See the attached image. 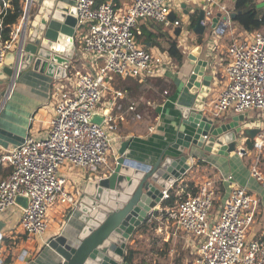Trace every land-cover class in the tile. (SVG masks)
<instances>
[{
	"label": "built area",
	"instance_id": "2783aa9c",
	"mask_svg": "<svg viewBox=\"0 0 264 264\" xmlns=\"http://www.w3.org/2000/svg\"><path fill=\"white\" fill-rule=\"evenodd\" d=\"M31 1L25 0L26 9ZM197 1L204 10L202 23L207 28L212 24L217 1ZM2 3L0 14L7 8V2ZM218 9L222 15L216 33L232 37L231 13L224 6ZM25 12L9 39L3 41L0 38V66L6 54L20 44ZM172 14H183L179 0H131L126 9L119 11L111 1L96 5V0H77L76 27L87 28L81 44L83 55L103 60L102 65L96 67L95 72L77 75L72 92L53 83L55 108L48 134L41 138L28 134L20 145L5 150L0 156V165L11 168V172L0 180V214L19 207L22 211L19 228L28 240L40 239L47 233L49 211L57 202L69 207L68 219L77 207L79 196L73 194L75 182L61 175L63 167L83 170L96 178L99 169L107 164L115 139L113 134L117 131L116 119L109 110H105L99 125L91 123L90 119L105 94H115L114 99L122 97V93L114 89L113 77L142 81L164 74L165 56L137 43L138 23L153 21L166 28H178L181 31L178 42L185 46L182 39L187 32L183 22L172 19ZM208 49L209 67L215 74V44ZM225 57L224 83L215 98L206 102L204 109L217 119L230 113L244 115L255 109L262 112L258 133L253 139L250 176L264 190V24L232 38ZM20 63V57H17V71ZM73 64L64 67L70 72ZM113 106L115 100L109 102L108 108ZM129 110L133 108L129 107ZM241 147L245 148L244 143ZM224 181L232 187L218 210H214L215 186L206 180L199 185L197 195L186 194V198L168 212L176 232L186 237L187 247L191 249V264H264V233L249 241L246 238L259 199L245 187L233 185L231 176ZM173 187L170 184L162 192V201L169 197ZM17 197L27 200L26 208L16 203ZM147 219H157L156 210L151 211Z\"/></svg>",
	"mask_w": 264,
	"mask_h": 264
},
{
	"label": "crops",
	"instance_id": "0c3cea01",
	"mask_svg": "<svg viewBox=\"0 0 264 264\" xmlns=\"http://www.w3.org/2000/svg\"><path fill=\"white\" fill-rule=\"evenodd\" d=\"M41 1L42 0H32L28 5V8H33L35 4L40 3ZM105 1H111L117 11L126 9L131 4V0H104L99 3ZM179 1L182 3L183 14L181 16L173 15H175L176 19H180L183 22L184 31L187 32V34H184V39H182L183 43L185 41V46L178 42V48L183 55L181 63H177L167 55L170 46L167 47L168 42L166 35L163 34L160 28L159 30L151 28V21H140L136 28L137 33L148 31V33L152 35H150L151 37L149 41L143 42L141 39V41H139L140 45H143L146 50L152 51L155 54L165 56L163 63L164 74L154 78H166V90L163 92L156 91L153 95L152 83H146L145 79L142 81L137 79L138 81L136 85H139V89L137 87L139 100L136 101L135 112L128 110L127 107V105L129 106L132 104L130 102H134V100L131 101V94L127 91L117 90L115 86L114 89L122 93V97L114 99L115 94L107 93L97 107V115L103 116L105 110L111 112L116 119L117 131L113 134L115 139L111 143V150L108 155L107 164L99 169L96 178L101 177L102 175H108L110 169L113 167L114 160L116 159L119 150L125 144L126 147H128L126 149V152L128 151L127 158L132 162L141 164L142 167L145 168L148 166L153 167L159 159L164 161L180 155L178 151L171 148V145L175 140L177 131H184L185 129L182 124L183 112L181 110L190 108L195 99V94H191L189 88L186 86V81L194 67L191 61L188 60L190 55L195 53L198 60L209 62L210 50L208 49V46L215 44L216 49L214 54L216 59L214 60V65L217 67V72L212 74L211 71L212 76H214L211 84V93L207 97L206 102L215 98L224 83V65L226 63L225 52L229 44L226 43V40H228L227 38L229 35L222 36L216 33V29L219 28L220 22L216 24L215 28L211 27L212 24H210L205 28L203 35L195 34L193 29L197 21L198 11L201 9L197 5L198 1ZM216 1L218 5L214 6L213 18L222 15L219 12V6L226 7L231 14L234 13L233 7L235 0ZM76 2L77 0H67V3L73 6H75ZM263 4L264 0H257L258 9H262L264 6L261 5ZM1 7H3V3ZM25 10L26 7L23 6V13ZM220 17L218 18L219 20ZM192 18H195V22H192ZM17 24L15 26H17ZM208 30L210 31L209 33L207 32ZM243 32L244 31L242 30L239 35L242 36ZM86 33V27H76L75 29L74 41L76 44V51L73 59H75L76 62L72 65L73 73L70 75L68 73L65 78L54 80L46 73L34 71L32 68H29L17 75L13 85H10V87L6 85L5 87L0 88V92L7 89L6 96L0 98V156L5 150L20 145L28 134L39 138L45 137L48 134L50 120L54 116L55 108V100L52 95L53 83L58 84L64 91L72 92L73 82L77 75L92 70L95 72L96 67L98 68L102 65L103 60L91 59L90 57L83 55L81 44ZM198 39L200 40V45L196 44ZM15 65L16 56L13 67ZM113 100H115V106L110 109V107L108 108L109 102L112 103ZM119 101L122 102L121 105H118ZM115 110H117L116 115H114ZM245 114L247 115L245 121L240 126L244 130L257 129L259 122L261 121L262 112L260 120L257 122H252L249 120L248 113ZM233 116L238 115H224V118H221V120L228 121ZM245 137L246 136L240 139L241 144H238V149L242 148L241 145H243L246 139ZM190 155L192 156V167L175 183L179 192L183 195L189 194L187 181H193L196 185H199L206 180L211 181L217 192L220 190V187L223 189L221 197L217 196L218 198L216 200L218 201V204L217 207L215 206V209L218 210L232 187V185L224 180L231 176L233 185L245 187L250 194L259 199V206L254 221L246 234L247 241L262 235L264 233V190L259 183L250 176V167L254 152H248L246 155L234 153L230 154L228 157H224L192 147L188 153V156ZM199 162L204 165H198ZM1 168L6 169L8 167L1 166ZM200 168H204L202 170L209 172V175H211L212 178L201 176L195 181L193 175L198 171L197 169ZM61 175L67 177L72 182H75V187L73 189L75 197L76 195L79 196L86 184L95 178L92 175H89L86 171L73 170L68 166L61 169ZM69 211L70 209L68 206H62L57 202L49 211V228L47 233L40 239L28 240L19 228V218L22 211L19 207L12 208L7 212L10 215L7 219L10 222L12 221V223L15 222L13 227L15 235L13 234L12 238L15 239L20 237L19 240L22 241H19L16 247L11 250L6 246H3L0 248V252H6L7 254L5 257L11 255V264H14L17 261H15V259L18 257V254H22L23 252H25V256L28 254L32 255L30 264H51L55 261V256L49 249L43 248L45 245L44 243L48 239L60 235V233L64 234L77 231L78 229L79 223L75 219L77 213L72 214L71 219H68ZM169 211H173V209L162 208L161 205L156 208L157 215L160 214L165 216ZM218 212L219 211H216V213ZM6 227H9L8 223H6ZM167 228L171 229L170 231L168 230L169 232L167 231L168 238L171 237L172 240L181 238L185 247L189 249L191 256V249L187 247L188 244L185 239L186 237H183L181 233L176 232L174 220L171 219V223L168 224ZM12 233L9 232L11 236ZM127 246H129V242ZM126 250L124 253H126ZM13 254L15 255L13 256Z\"/></svg>",
	"mask_w": 264,
	"mask_h": 264
},
{
	"label": "water",
	"instance_id": "95a60500",
	"mask_svg": "<svg viewBox=\"0 0 264 264\" xmlns=\"http://www.w3.org/2000/svg\"><path fill=\"white\" fill-rule=\"evenodd\" d=\"M236 15L231 14L232 21ZM220 16L213 18L211 27H216ZM203 20L204 11L200 9L193 29L197 35L204 33ZM75 29V6L67 0H42L26 9L20 44L6 54L0 66V88L13 85L17 75L29 68L46 73L54 80L65 78L69 72L64 66L76 62L73 59ZM15 56L21 62L18 71L17 65L13 67ZM188 60L194 67L186 86L195 94V99L190 108L181 110L185 129L177 131L171 145L180 155L164 161L159 159L153 167L145 168L127 158L128 147L123 145L108 175L89 181L79 195L73 212L77 213V231L60 233L44 243L43 248L55 256L51 264H129L124 256L128 242L149 213L161 205L162 192L170 184L175 185L192 167V156H188L192 147L224 157L253 151L258 129L244 130L240 126L246 114L233 116L228 121L211 117L204 109L213 81L209 63L198 60L195 53ZM6 93L7 89L1 91L0 98ZM102 120L103 116L94 114L90 122L99 125ZM244 136L245 148L238 149ZM16 203L22 208L27 206V200L22 197H17ZM2 227L0 223V241ZM31 259L32 255L28 254L14 264H30Z\"/></svg>",
	"mask_w": 264,
	"mask_h": 264
},
{
	"label": "trees",
	"instance_id": "16d2710c",
	"mask_svg": "<svg viewBox=\"0 0 264 264\" xmlns=\"http://www.w3.org/2000/svg\"><path fill=\"white\" fill-rule=\"evenodd\" d=\"M6 1L8 4V7L2 10L0 14V38L3 41H7L9 39V36L14 28V26L18 23L20 18L23 15V6H24V0H0V9L2 8V2ZM104 0H96V5L99 2H102ZM233 12L236 13V18L233 21V23L237 24L243 31L250 32L253 29L260 28L264 24V7L262 9H258L257 7V0H235ZM172 19H176L175 15H171ZM192 22H195V18H192ZM151 28H154L155 30H160L163 32L164 35H166L167 42L170 44L169 50L167 51V55L175 60L177 63H181L183 60V55L181 51L178 48V38L181 34L180 29L177 28H171V27H164L163 25L151 21L150 24ZM136 40L139 42L142 41H149L150 37L152 36L148 31H141V33H137V30L135 31ZM151 35V36H150ZM197 45H200V40L198 39V42H196ZM73 73V70L69 72V75ZM114 84L115 88L117 90L121 91H127L129 94H131V101L134 100V102H130L128 107H132V112H135V104L136 101L139 100V96L137 94L139 89V85H136L137 79H121L120 77H114ZM146 83H152L153 86V95L154 92L159 91L163 92L166 90V78H146ZM145 83V84H146ZM117 85V86H116ZM157 96V95H156ZM149 98V96H148ZM122 102H118V105H121ZM123 107V105H122ZM131 111V110H130ZM117 110H115L114 115H116ZM198 165H204L201 162L198 163ZM11 172V168L2 169L0 165V180L4 179L9 173ZM188 187H189V194L191 196H195L199 192V185H196L193 181H187ZM175 189H172L169 191V197L161 202L162 208H172L174 209L180 201L184 200L186 198V195H183L182 193H178L179 189L177 185H174ZM222 187H220V190L216 192L215 189V197L219 196L221 197L223 191ZM215 206L217 207L218 201H215ZM214 210L215 207H214ZM157 214V213H156ZM155 221V220H154ZM153 222V221H152ZM153 225L148 224V219L138 227L137 232L138 233H145L150 228H152L155 225V222L152 223ZM11 237H4L2 236L1 242L3 243V246H6L9 250L12 248H15L16 245L19 243L20 237H17L15 239ZM24 240V239H23ZM165 246H167V243H165ZM127 247L126 253H125V261L129 264H132L133 261V253L134 251L132 249H128ZM11 261V255L5 260L2 261L3 264H9Z\"/></svg>",
	"mask_w": 264,
	"mask_h": 264
},
{
	"label": "rangeland",
	"instance_id": "374dc122",
	"mask_svg": "<svg viewBox=\"0 0 264 264\" xmlns=\"http://www.w3.org/2000/svg\"><path fill=\"white\" fill-rule=\"evenodd\" d=\"M233 30H234L233 36L228 37L226 43H230L232 38H237L239 36V33L242 32L241 28L237 24H233ZM207 32L209 33L210 31L208 30ZM137 43L139 42L137 41ZM169 46L170 44L168 43L167 47ZM247 113L249 120H251L252 122H257L260 120V116H261L260 110L255 109ZM202 169L204 168L197 169L198 171H196L195 174L193 175L195 181H197V178L201 176L212 178V176L209 175L210 174L209 172H206ZM173 189L175 188L173 187ZM178 193L181 192L178 191ZM217 198L218 197H215V201L217 200ZM214 207H215V203H214ZM7 217H10V215L7 212L6 214L5 213L0 214V223H2L3 225L1 229V235L4 237H11V234H9V232L11 233L13 232L12 234L15 235L13 229L15 222L13 223L12 221L10 222L7 219ZM154 222L155 225L145 233H138L136 231L132 236L131 240L129 241V246L127 247H129L128 249H132L134 251L132 264H191V256L189 253V249L185 247L183 240L181 238L172 240L171 237L168 238L167 236V231L171 230L167 228L168 224L171 223L170 215L165 214V216H163L159 214L157 215V219H152L151 221H148V224L151 226L153 225L152 223ZM6 223H8L9 226L8 228L6 227ZM165 243H167V246H165ZM2 244L3 243L1 242L0 248L3 247ZM6 254H7L6 252H0V259L2 261H5L9 257L8 255H7L8 257L7 256L5 257ZM14 255L15 254H13V256ZM24 255H25L24 252L22 254L21 253L18 254V257H16L15 261L19 257H24Z\"/></svg>",
	"mask_w": 264,
	"mask_h": 264
}]
</instances>
